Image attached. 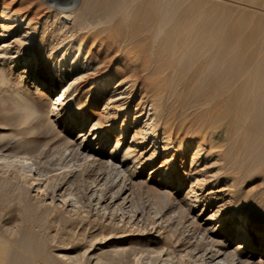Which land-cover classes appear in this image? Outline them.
<instances>
[{
    "label": "bare ground",
    "instance_id": "6f19581e",
    "mask_svg": "<svg viewBox=\"0 0 264 264\" xmlns=\"http://www.w3.org/2000/svg\"><path fill=\"white\" fill-rule=\"evenodd\" d=\"M60 2L71 3L73 0H60ZM24 18L7 13L4 19L9 21L10 25L4 29L8 32L6 36H12L25 29L27 34L37 30L30 21L23 25ZM81 27L78 29L76 27V30L72 25L77 32L100 29L103 33L112 35L113 41L117 43L116 54L112 56L102 48H97L99 54H108L109 61L121 58L115 71H108L104 79L106 83L103 85L108 86L104 93L106 97L103 96L102 100L116 103L131 98L128 94L130 85L127 84L132 82L128 79L134 74L133 66L145 78L141 88L145 96H141L137 104L140 105L141 110L134 117V121L140 124L138 133L141 134V140L133 141V147L129 146L122 150L121 160H118L114 153L103 160L96 154L95 149L84 151L80 147L82 143L78 145L79 154L83 155L84 160L97 165L105 164L107 171L116 176L112 184L117 187L116 192H112L109 198L95 195L94 203L97 207L101 205L110 207L120 199L124 204L130 203L128 194L125 195L129 190L127 182L133 184L135 177L141 175L142 172L137 169L143 168L146 164L148 158H142L150 150L153 153L159 150L174 154L185 153L193 146V142L201 137L215 140L209 152H200L207 162L212 160L210 157L212 154L222 155L220 161L228 160L236 169L237 175L232 176L229 185L239 184L243 180L250 179L254 174H261L264 184V0H113V7L101 12L95 25ZM26 37V34L21 35V38ZM85 39L89 40V38ZM84 44V39H80L76 56L71 60L68 68L65 66V72L62 74L69 76L68 71H71L74 72L75 77L66 84L67 87H64L56 105L50 109L43 108L33 99L34 97L31 98V86L42 87L34 94L42 99L48 98L54 91L49 85L54 84L56 73L41 65L38 68L39 76H30L31 82L24 83L23 77L14 71L20 55L17 54L12 66H9L8 60L13 58L11 57L13 45L5 43L0 46V119L5 125L17 124L18 132L23 136L40 129L44 123L51 127L59 125L63 119L68 122L79 119L84 123L86 115L81 111L80 98L75 91L73 93L69 90L74 88L73 86L78 84L84 75L104 65V63L99 64L100 61L91 63L89 58L83 56ZM76 57L79 58L76 60ZM131 65L132 69L129 68ZM27 72V70L22 71V75ZM114 76L119 80L111 88L109 85ZM98 101L100 102L101 99ZM129 102H132V99ZM66 107L72 108L73 113L64 114ZM45 109V113L48 114L46 118L43 115ZM99 126L100 123L96 121L86 134L92 132L95 136ZM124 131L125 127L122 128L121 135ZM9 132L5 127H0V138L8 136ZM84 137L86 135L82 139ZM26 140L27 143L30 142L28 138ZM218 140H224L223 149L221 145H215ZM107 141L108 135L105 133L99 138L98 144H102L103 147ZM147 142L150 144L143 152L137 151L141 144ZM71 143L74 144L72 141ZM119 145L118 140L113 152ZM21 159L20 161L27 164L32 169L31 172L33 171V174H30L32 181L30 188L35 197L42 198L45 203L48 200L52 203L55 197L48 199L47 195L43 196L46 184L41 178L40 169L36 165L33 166L28 158L21 157ZM171 161L172 158H165L164 162L154 167L151 172V174L161 172L168 176L164 179L160 177L158 182L163 194H166L170 186L168 179L173 177L172 170L177 167L176 163L169 166L168 163ZM130 163L138 164L136 171H129ZM184 174L188 175V173ZM73 176H75L73 171L67 174V178ZM104 179L103 176L101 180ZM178 183L179 186L185 181L181 178ZM195 188L191 186L190 193L194 192ZM61 189L62 186L57 190L58 198L61 196ZM237 190L235 187L228 190L226 188L230 198L227 203L232 202L233 212L222 219L218 226L212 228L213 230L208 231L204 228L196 232L197 243L193 249L196 261L199 260L200 264H264V213H262L264 195H256L257 197L249 203L247 195L238 196ZM194 195L197 199L198 195L196 193ZM58 200L64 207L73 204L71 203L73 200L68 201L66 198ZM243 206L246 207L247 212L251 211L254 215L262 216V220H255L252 225L248 224L244 217ZM236 215H240L241 224L235 229L233 219ZM207 219L214 220V215ZM247 225H250L249 230ZM20 232H22L19 233L20 236H16L18 238L15 239L1 234L0 264H27V258L23 257L21 254L23 251L20 250L27 249L30 245L27 244V229ZM255 232L260 236L258 243L254 239ZM140 235V239H145L147 234ZM154 238L148 239L147 247H151ZM31 241L39 248L35 250L40 252L44 243L39 238L31 237ZM159 241L155 240L157 243ZM235 243L237 244L233 246ZM160 250L162 251H159L158 259L163 263L169 262L172 259L170 252L161 248ZM258 252L262 253L260 257L256 256ZM91 258L90 260H95L94 264L98 262L99 257L91 256ZM71 259L73 263L78 260L76 257Z\"/></svg>",
    "mask_w": 264,
    "mask_h": 264
},
{
    "label": "rangeland",
    "instance_id": "374dc122",
    "mask_svg": "<svg viewBox=\"0 0 264 264\" xmlns=\"http://www.w3.org/2000/svg\"><path fill=\"white\" fill-rule=\"evenodd\" d=\"M111 2L110 0H73L71 3L60 2V0H0V46L5 43L13 45L11 55L13 58L8 60L9 66H12L14 57L19 54L14 71L23 77L24 83L31 82L30 76H39L38 68L41 65H45L56 73L54 84L49 85L54 91L48 98L42 99L34 94L42 87L31 86V98L34 97L33 99L43 108L50 109L55 106L66 84L75 77L74 72L71 71H68L69 76L62 74L65 72V66L68 68L71 60L76 56L80 39H84L85 42L82 47L83 56L89 58L91 63L99 61V64L104 63L100 68L84 75L81 81L73 86L75 89L69 90L73 93L75 91L80 98L81 111L86 115L84 123L79 119L72 122L63 119L55 127L44 123L40 129L22 136L18 132L17 124L5 125L0 119V127L10 131V135L0 138V236L2 234L15 239L20 236L19 233H22L20 230L27 229V244L32 246L28 245L27 249H20L23 251L21 252L23 257L27 258V264H94L95 260H90L91 256L99 257L96 264H200L199 260L196 261L193 249L197 243V233L204 228L208 231L213 230L222 219L233 212L232 202L227 203L230 198L226 188L228 190L235 187L240 191L237 190V195H247L250 203L258 194L264 195L261 174H254L250 179L243 180V183L229 185L232 176L237 175L236 169L228 160L220 161L222 155L212 154L210 155L212 160L207 162L200 152L210 150L215 140L201 137L195 140L193 146L185 153L174 154V152H163V150L153 153L150 150L142 158H148L146 164L143 168L137 169L142 172L141 175L135 177L133 184L127 182L129 190L125 195L128 194L130 203L124 204L120 199L112 206H106L107 208L103 205L96 206L94 203L96 197L101 195L100 197L109 198L112 192H116L117 187L112 185L116 176L107 171L105 164L97 165L84 160L83 155L79 154L78 145L82 143L80 147L84 151L95 149L96 154L103 160H106L111 153L121 160L122 150L129 146L133 147V141L141 140V134L138 133L140 124L134 121V117L141 110L140 105H137L141 96H145L141 89L145 78L133 66L134 74L128 79L132 82L128 81L127 84L130 85L128 91L131 93L128 92V94L131 95L129 100L132 99V102L128 99L116 103L102 100L103 96L106 97L104 93L108 86L103 85L106 83L104 79L108 71H115L121 58L109 61L108 54H99L98 49L102 48L104 52L112 56L116 54L117 43L113 41L112 35H107L97 28L90 32L76 31L80 26L95 25L100 13L113 7V0ZM68 8L73 9L67 10ZM7 13L24 16L23 25L30 21L37 30L27 34L25 29L12 36H6L8 32L4 29L10 25V22L4 19ZM72 25L77 29L72 28ZM24 34L27 37L21 38ZM102 59L103 62H101ZM129 68L132 69V65ZM24 70L28 72L22 75ZM118 80L119 78L114 76L109 86L114 87ZM48 90L51 92L50 89ZM98 99L101 101L99 102ZM46 109L43 110L45 118L48 115L45 113ZM72 113V108L64 109V114ZM96 121L101 125L96 131L97 134L95 136L92 132L86 134ZM124 127L125 131L121 135ZM105 133L108 135V141L102 147L98 141ZM84 135L86 137L82 139ZM25 138H28L30 142L27 143ZM118 140L120 145L113 152ZM223 143H225L224 140H218L215 145H221L223 149ZM149 144L148 142L141 144L137 151L143 152ZM150 154L153 157H150ZM21 157L28 158L33 166L36 165L40 169L41 178L46 184H44L46 188H44L43 196L47 195L48 199L55 197L53 204L49 203L50 200L47 204L42 201V198L35 197L30 188L32 182L30 174H33V171L31 172V168L20 161ZM165 158H172L168 165L172 166L176 163L177 167L172 170L173 177L168 179L170 186L166 194H163L158 182L160 177L164 179L168 176L161 172L153 174L151 172L154 167L162 164ZM129 165H131L130 172L136 171L138 164L135 166L134 163H130ZM70 171H73L75 176L67 178ZM101 176L105 179L101 180ZM181 178L185 183L178 186ZM61 186L62 197L58 198L57 190ZM191 186L196 187L194 192H191L193 195L190 193ZM195 193L198 195L197 199ZM62 198L68 201L73 200L71 202L73 204L64 207L58 200ZM243 211L250 225L255 220L263 218L254 215L251 211L247 212L246 207ZM262 213H264V206ZM211 215H214V220L208 221L207 218ZM240 224L241 217L236 215L233 226L236 229ZM250 225L246 226L248 230ZM143 233L147 235L145 239H140V234ZM253 234L258 243L260 236L257 232ZM31 237L39 238L44 243L42 251L40 250L42 253L35 250L39 248L35 242L32 243ZM152 237L156 239L154 238L151 247H147L146 243ZM157 239L160 243L155 242ZM34 246L36 248H32ZM160 248L170 252L172 259L169 262L163 263L158 259L159 251H162ZM261 254L258 252L256 256L260 257ZM71 256L78 259L76 263L72 262Z\"/></svg>",
    "mask_w": 264,
    "mask_h": 264
}]
</instances>
